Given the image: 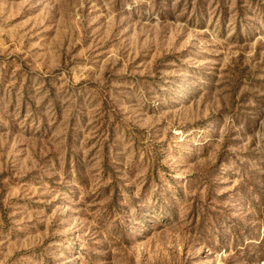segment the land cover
I'll list each match as a JSON object with an SVG mask.
<instances>
[{
	"label": "rangeland",
	"instance_id": "rangeland-1",
	"mask_svg": "<svg viewBox=\"0 0 264 264\" xmlns=\"http://www.w3.org/2000/svg\"><path fill=\"white\" fill-rule=\"evenodd\" d=\"M0 264H264V0H0Z\"/></svg>",
	"mask_w": 264,
	"mask_h": 264
}]
</instances>
